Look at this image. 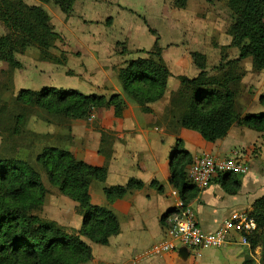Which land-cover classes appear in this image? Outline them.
<instances>
[{"label":"trees","instance_id":"trees-1","mask_svg":"<svg viewBox=\"0 0 264 264\" xmlns=\"http://www.w3.org/2000/svg\"><path fill=\"white\" fill-rule=\"evenodd\" d=\"M37 1L52 2L69 15L77 0ZM180 1L175 0L176 3ZM227 6L232 21L225 44L237 47L239 54L233 58L221 56V63L210 72L207 55L191 50L189 54L198 73L192 77L177 76L179 86L171 92L167 108L175 121L171 131L178 128L194 130L209 142L226 136L235 124L264 132V110L242 114L237 109V88L246 73L242 61L250 58L255 72L264 69V0H227ZM0 22L12 33L11 37L0 33V60L8 59L11 67H22L14 54L17 47L34 46L44 60L57 64L66 61L65 54L60 59V55L50 52V37L55 31L50 15L42 5L27 0H0ZM148 30L152 32L149 26ZM118 45L116 42V47ZM127 52L122 49L118 53L124 55ZM170 76L171 71L161 55L151 53L128 59L119 80L124 93L133 98L142 111L152 112L150 104L164 96ZM16 100L50 113L63 114L69 119H89L96 110L109 106L113 107L115 116L120 117L126 109L119 93L107 96L53 86H44L38 91L22 88ZM259 102L264 108V94L260 95ZM16 121H20V115ZM193 160L184 141L177 138L169 160V182L184 204L193 203L199 195V189L187 176V166ZM36 161L60 194L77 203L82 222L78 228H67L42 218L38 211L45 202L47 189L41 173L24 159L0 158V264L89 262L92 249L85 238L106 244L111 236L120 232V224L111 208L92 203L89 192L92 181H105L106 167L78 160L70 151L56 145L44 147ZM218 179L228 193H235L240 188V181L231 172L218 174ZM150 185L159 190L163 188L156 180ZM144 186L142 180L130 178L126 184L105 186L103 190L111 203ZM173 211L175 208L162 214V225ZM249 214L259 228L249 239L253 247L260 246V263L264 264V195L253 202ZM243 264H252L250 256L245 257Z\"/></svg>","mask_w":264,"mask_h":264},{"label":"crops","instance_id":"crops-1","mask_svg":"<svg viewBox=\"0 0 264 264\" xmlns=\"http://www.w3.org/2000/svg\"><path fill=\"white\" fill-rule=\"evenodd\" d=\"M34 3L44 5L37 0ZM71 33L75 34L72 30ZM116 42L110 44V52L104 55L101 41L92 40L89 43L79 39V49L65 48L68 49V53H65L64 65L40 61L38 52L31 54L33 57H28L27 50L32 47H17L14 54L22 67L15 69L14 76L17 77L24 71L26 62H32L33 66L38 67L42 65L44 68L64 66L74 72L73 78L78 81L75 89L84 93L107 96L119 93L123 96L124 91L119 77L125 67V62L122 64L121 62L128 58L122 60L124 55L115 50ZM74 52L79 53L77 59ZM52 53L58 55L54 51ZM192 67L195 68L193 70L196 75L198 69L194 64ZM259 73L263 75L264 69ZM172 77L171 71L166 94L168 92L170 94L179 86L176 77L177 81L170 90L168 89ZM31 80L32 76L21 80L20 85L22 88H29L25 85ZM15 82L17 83V80ZM155 103L150 104L154 111L144 112L137 103L126 100L128 107L126 106L120 117H116L113 107L109 106L96 110L89 119H75L72 122V142L76 141V144H67L63 148L70 151L78 160L106 167L105 181H92L90 184L91 201L97 205H108L120 224V232L111 236L106 244L94 243L85 238L92 249V259L84 264H243L245 257L251 256V251L259 257L260 246L250 250L240 243V234L237 232H230L228 235L230 242L217 248L184 247L163 254L151 253L152 247L166 236V221L163 225L160 222L162 214L175 208L180 199L178 194H173L174 188L169 182V160L177 138L184 141L185 148L191 152L193 158L202 153L227 157L238 150L247 161V171L234 174L240 181L237 192H226L220 184L218 175L208 187L199 192L192 206L203 229L214 230L234 210L250 212L253 202L264 195V132L235 124L226 136L209 142L194 130L186 128H178L177 131L167 130L164 124L158 122L159 113L162 111L154 109ZM263 110V106L257 103L254 110L242 114L259 113ZM192 139H195L196 143ZM130 178L142 180L145 186L142 189L131 190L123 198L108 203L103 188L126 184ZM153 180L158 181L163 188L159 190L151 186ZM81 222L82 216L80 224Z\"/></svg>","mask_w":264,"mask_h":264},{"label":"rangeland","instance_id":"rangeland-1","mask_svg":"<svg viewBox=\"0 0 264 264\" xmlns=\"http://www.w3.org/2000/svg\"><path fill=\"white\" fill-rule=\"evenodd\" d=\"M27 2L32 4L35 0ZM75 3L69 15L63 14L52 2L43 5L51 17L55 31L50 38V52H56L60 59L68 53L65 48L79 49V39L89 43L92 40L101 41L104 55L110 52V44L117 41L118 52L122 49L130 51L124 54L122 60L159 53L172 71L173 77L168 88L170 90L177 81V75L184 73L195 76L189 54L191 50H200L207 55V69L210 72L221 63V56L233 58L239 54L237 47L225 44L229 39L227 29L232 21L227 0H181L179 3L175 0H77ZM145 21L152 32L148 30ZM0 33L12 36L11 31L1 22ZM27 47H32L27 50L28 57H33L31 54L34 55L35 52L40 53L37 47ZM74 54L77 59L79 53ZM39 57L40 61L57 64ZM126 61L123 60L121 64ZM26 64L24 71L16 77V68L11 67L8 59L0 60V158L24 159L41 173L47 189L45 202L38 211L42 218L53 220L67 228L79 227L81 213L77 204L60 194L58 188L49 182L46 171L36 161L38 153L48 145L64 147L76 144V141L72 142L71 133L75 119L16 100L17 93L22 89L20 81L31 76V82H26L25 86L35 88V91L44 86L75 89L78 81L73 78L71 68H44L42 65L33 66L32 62ZM64 64L65 62L57 65ZM242 67L246 69V73L237 88V109L240 113L254 110L257 103H260V95L264 94V74L260 75L252 70L250 58L242 61ZM32 70L35 72L32 73ZM121 98L125 104L126 100L133 101L126 93ZM170 98L171 93H165L153 104L154 109L162 111L158 122L164 124L167 130L175 125L172 114L167 109ZM18 115L20 121H16ZM77 135L79 136V132ZM192 141L196 143L195 139ZM250 258L252 264H261L260 256L255 254Z\"/></svg>","mask_w":264,"mask_h":264},{"label":"built area","instance_id":"built-area-1","mask_svg":"<svg viewBox=\"0 0 264 264\" xmlns=\"http://www.w3.org/2000/svg\"><path fill=\"white\" fill-rule=\"evenodd\" d=\"M247 161L236 150L232 156L219 157L212 153H202L187 166V176L199 189V192L210 185L213 178L222 173H245ZM173 194H177L174 189ZM165 238L151 249L153 254H163L181 248H217L229 243L230 232L240 234V243L250 250L252 246L249 236L258 232L259 228L248 211H232L223 223L214 230L207 231L201 227L195 215L192 203L184 204L181 199L166 218ZM254 257V252H250Z\"/></svg>","mask_w":264,"mask_h":264}]
</instances>
